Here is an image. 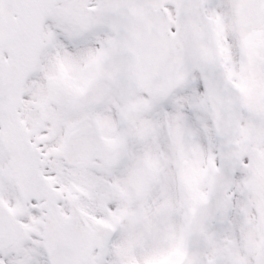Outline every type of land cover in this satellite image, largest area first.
Returning a JSON list of instances; mask_svg holds the SVG:
<instances>
[{
	"label": "snow or ice",
	"instance_id": "1",
	"mask_svg": "<svg viewBox=\"0 0 264 264\" xmlns=\"http://www.w3.org/2000/svg\"><path fill=\"white\" fill-rule=\"evenodd\" d=\"M0 264H264V0H0Z\"/></svg>",
	"mask_w": 264,
	"mask_h": 264
}]
</instances>
